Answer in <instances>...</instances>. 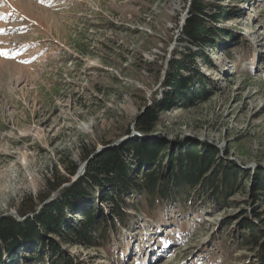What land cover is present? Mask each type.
Listing matches in <instances>:
<instances>
[{"label":"rangeland","instance_id":"obj_1","mask_svg":"<svg viewBox=\"0 0 264 264\" xmlns=\"http://www.w3.org/2000/svg\"><path fill=\"white\" fill-rule=\"evenodd\" d=\"M189 5L0 0V52L7 53L0 55V218L18 213L27 197L38 203L56 173L71 187L80 178L73 182L66 168L80 169L87 151L102 154L127 128L138 134L135 120L146 109L138 108V91L151 105L161 97L172 52L196 50L187 41L178 47ZM221 6L229 12L216 25L233 40L227 55L206 49L213 69L198 63L210 81L208 97L165 113L156 136L212 145L222 161L257 177L264 169V0ZM231 201L225 211L207 212L199 202L187 209L171 205L153 219H135L131 230L111 233L98 248L61 244L43 232L42 240L55 242L74 264H260L241 248L240 223L249 218L260 225L255 219L259 212L264 219V204L249 195ZM40 245L20 243L5 264H53Z\"/></svg>","mask_w":264,"mask_h":264},{"label":"trees","instance_id":"obj_2","mask_svg":"<svg viewBox=\"0 0 264 264\" xmlns=\"http://www.w3.org/2000/svg\"><path fill=\"white\" fill-rule=\"evenodd\" d=\"M187 2L190 3L189 17L178 47L187 41L196 46V50L185 47L172 52L161 83V97H152L151 105L148 106L144 92L138 91V108H146L135 120V130L140 136L92 159L77 182L58 192L38 211L39 205L70 181L56 173L55 181L48 182V193L40 196L38 203L31 197L23 201L18 214L21 217L33 214V217L24 222L10 216L0 218V264H5V257H10L20 243L28 247L31 243H41L44 252L49 250L53 264H74L62 255L55 242H44L42 232L58 237L61 244L90 249L104 244L113 232L131 230L135 219L143 216L153 219L171 205L187 209L199 202L207 212L225 211L235 205L233 198L249 195L257 206L263 207L264 169L260 168L258 176L253 177L249 171L222 161L219 150L212 145L197 141L182 143L156 136L165 113L189 109L197 99H207L211 85L200 72L198 63L213 69L215 66L206 49L219 51L222 48L227 55L226 47L233 40L232 34L216 25L229 12L221 6L225 0ZM214 8L219 10L217 15L211 14ZM231 62L234 59L231 58ZM158 70L157 80L162 68ZM129 134L127 128L120 137ZM93 153L87 151L83 162ZM78 169L72 163L66 168L70 177H74ZM255 220L260 225L249 218L240 223L241 248L254 253L257 261L264 264L261 212ZM38 248L39 245L34 249Z\"/></svg>","mask_w":264,"mask_h":264},{"label":"water","instance_id":"obj_3","mask_svg":"<svg viewBox=\"0 0 264 264\" xmlns=\"http://www.w3.org/2000/svg\"><path fill=\"white\" fill-rule=\"evenodd\" d=\"M168 63H169V60H167L166 65H168ZM135 136H139V135L138 134L125 135L124 137H122L123 139H121L120 141L114 143L112 146L106 147L105 149L107 150L109 148H114V147L122 146V145L126 144L129 140L133 139ZM99 154H100V152L94 153L93 155H91L89 157V159L87 161H85L82 164L81 168L78 170V173L75 175V177L73 179V182H75L76 180H78L79 178H81L85 174L86 168H87L89 162L92 159L96 158ZM70 185H71L70 183L69 184H66L63 187H61L59 190H57L56 193L53 195V197L51 199H48L47 201H45V203L40 208L44 207V205L48 204L51 200H53V198L56 196V194L58 192H60L61 190H63L66 187H69ZM9 216L14 217L18 222H23L28 217H33V214H29L26 217H21L18 213H16L15 211H12L9 214H6L5 215V217H9Z\"/></svg>","mask_w":264,"mask_h":264},{"label":"snow or ice","instance_id":"obj_4","mask_svg":"<svg viewBox=\"0 0 264 264\" xmlns=\"http://www.w3.org/2000/svg\"><path fill=\"white\" fill-rule=\"evenodd\" d=\"M41 2H43V0H41ZM2 31V30H0ZM0 55H4L7 58V53L6 52H0Z\"/></svg>","mask_w":264,"mask_h":264}]
</instances>
